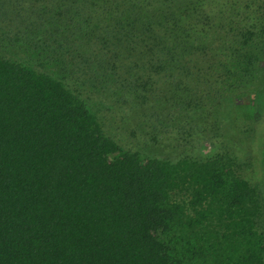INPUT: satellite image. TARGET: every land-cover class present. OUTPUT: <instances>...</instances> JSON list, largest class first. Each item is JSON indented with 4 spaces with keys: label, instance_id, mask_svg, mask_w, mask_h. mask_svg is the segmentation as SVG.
I'll return each instance as SVG.
<instances>
[{
    "label": "trees",
    "instance_id": "obj_1",
    "mask_svg": "<svg viewBox=\"0 0 264 264\" xmlns=\"http://www.w3.org/2000/svg\"><path fill=\"white\" fill-rule=\"evenodd\" d=\"M0 48V264H264V153L249 178L234 136L264 84L222 102L264 81V0H0ZM86 90L221 133L135 150Z\"/></svg>",
    "mask_w": 264,
    "mask_h": 264
},
{
    "label": "rangeland",
    "instance_id": "obj_2",
    "mask_svg": "<svg viewBox=\"0 0 264 264\" xmlns=\"http://www.w3.org/2000/svg\"><path fill=\"white\" fill-rule=\"evenodd\" d=\"M0 50L5 53L10 52L4 51L2 48ZM219 53H221L220 49L213 50L211 58L216 60ZM261 64L262 66L264 65V59ZM248 82L249 79L247 77L242 78L232 98L230 100H222V102L237 101V94L243 91L252 92V89L264 84L263 79L260 77ZM85 92L84 97L88 98L92 109L98 113L110 135L126 147L135 150L140 149L151 155L166 157L174 151L175 154L183 153L191 156H201L212 151L214 147L213 140H217L213 135L221 133L211 126V123L203 121L201 119L202 116L187 117L185 114L173 119L174 115L168 117V115L162 114L157 115L156 118L149 119L145 111H140L135 115L136 120H133V116H129L130 113L128 115L131 105L124 102L126 97L123 94L111 93L108 96L107 94L89 95L87 90ZM251 99L250 107L246 111L252 112L253 117L256 115L257 131L249 128L256 122L254 121L249 127H237L234 136L236 138L235 144H239L236 149L237 153L243 155L245 152H251L252 154L253 169L248 172V177L255 180L261 175V161L264 153V104L261 105L260 112H255L256 110H253L256 108L251 105L256 103V101L253 96ZM216 101H210L212 102L210 105L217 106ZM234 112H236V109ZM233 116L234 118L237 117L235 113ZM208 120L212 121L211 115ZM132 130H134L135 134L131 133Z\"/></svg>",
    "mask_w": 264,
    "mask_h": 264
}]
</instances>
